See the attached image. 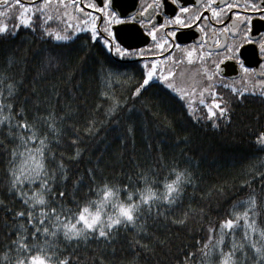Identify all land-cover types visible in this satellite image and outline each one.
Listing matches in <instances>:
<instances>
[{
	"label": "snow or ice",
	"instance_id": "obj_1",
	"mask_svg": "<svg viewBox=\"0 0 264 264\" xmlns=\"http://www.w3.org/2000/svg\"><path fill=\"white\" fill-rule=\"evenodd\" d=\"M171 2L177 11L168 17L163 13L166 0H151L132 15L118 11L114 0H100V4L0 0V165L4 166L0 264H111L99 247L114 246L129 230L133 233L130 247L138 251L128 264H264V164L253 171L252 180L243 181L247 198L234 200L216 220L206 203L185 204L186 189L197 187V177L190 167L164 164L154 138L158 130L176 133L166 107L174 98L189 123L205 121L215 129L233 124L234 105L244 104L250 96L264 103V71L256 78L255 70L245 66V59L264 58V32H253L254 17L264 21V0H198L200 8L195 11L181 0ZM201 9L211 16L202 15ZM225 15L230 23L221 31L230 32L233 39L211 66L205 62V55L211 53L176 42L181 28L202 20L220 22ZM133 22L147 31L151 45L140 46L141 33L132 27H114ZM161 30L163 35L158 36ZM23 31L35 39L17 44ZM79 33L89 34L90 41L102 44L109 54V67L101 69L103 86L98 85L90 103L82 92L83 65L74 64L63 50ZM245 45H253V50L242 51ZM169 49L179 50V58L171 52L156 58ZM137 57L153 58L142 59L140 79L130 89L132 97L143 101L157 80L175 94L161 96L150 108L145 104L146 116L117 91L127 86L121 80V62ZM196 61L199 66L190 73L181 68ZM227 61L239 64L243 72L239 81L226 82ZM218 85L230 94L218 92ZM253 120L256 127L251 134L264 151V112L256 113ZM138 122L145 135V152L155 153L153 163L130 158V167L117 173L116 167L123 168V152L114 155L112 164L104 162L103 151L88 155L91 145L85 137L95 141L113 123L123 125V134L113 129L121 147L134 145ZM69 128L71 154L65 155L59 149L65 146ZM177 138L184 143L190 140L187 135ZM85 159L83 170L74 167ZM256 176L258 189L253 188ZM213 193L223 195L224 189L207 190L201 202L211 200ZM156 224L166 231L158 235L153 230ZM172 226L176 233L170 232ZM181 232L202 235L193 236L191 244H177ZM145 237L148 243L141 242ZM93 243L97 249H92Z\"/></svg>",
	"mask_w": 264,
	"mask_h": 264
},
{
	"label": "trees",
	"instance_id": "obj_2",
	"mask_svg": "<svg viewBox=\"0 0 264 264\" xmlns=\"http://www.w3.org/2000/svg\"><path fill=\"white\" fill-rule=\"evenodd\" d=\"M78 37L74 42L69 41L63 50L68 53L74 64L83 65L81 79L84 87L82 92L90 103L95 98L98 85L100 87L103 86L101 69L106 70L109 67L107 63L109 54L101 44H95V42L90 41L89 35L82 34L78 35ZM25 39L32 40L35 37L31 36L27 31H23L17 38L16 43L20 44V41ZM121 63L123 66L119 70L124 74L121 80L127 81V86L121 87L117 91L128 97L129 106L134 105L136 109L144 112L145 104L150 108L161 96L166 94L175 96L162 85L152 83L147 93L144 94L143 101L132 97L130 89L134 82L140 79L141 67L138 64ZM166 107L168 108L169 118L174 121L173 127L176 128V133L171 131L165 133L162 130H158L159 134L154 137L159 142V149L163 152V163L172 164L175 162L180 167H190L197 177V187L186 189L185 204L191 203L196 206L200 203H206L212 210L210 216L218 220L234 200L247 198L248 193L243 186V181L246 179L252 180L253 171L259 170L261 165L264 164V151L259 150V145L254 142L255 138L251 134V131L256 127L253 116L256 113L264 112V103L261 102L259 97L250 96L244 104L234 105L237 114L234 118V123L222 129L212 128L205 121H200L199 123L191 121L189 123L181 103L175 98ZM84 111L85 109H81V112ZM144 115L146 116L147 112H144ZM79 119L82 121L83 117L81 116ZM123 119L121 117V120ZM140 119H143V117H138V120ZM177 120H182L183 123L177 124L175 122ZM71 123L69 121V125ZM245 125L248 126L246 127ZM78 127L82 130L84 127L83 123L81 122ZM113 129H118L123 134V125L113 123L102 134V137L95 141L87 138V136L85 137V143L91 145L89 156L93 154L99 155L103 151L104 162L112 164L114 155L123 152L124 159L121 161L123 168L116 167L115 171L117 173L130 167V158L153 163L152 156L155 153L149 154L145 152V135L139 122L135 128V143L134 145L129 143L126 148L121 147L120 140ZM71 135L69 128L65 138V146L59 149V151H65V155L71 154V149L67 147V140ZM177 135L181 138L187 135L190 140L188 143H184L177 138ZM104 137H106V140L101 143V139ZM86 159L84 163L74 165V167L83 170ZM3 167V165H0V181L3 180ZM161 170L164 171L163 169ZM108 172L109 169H105V174H108ZM255 181L253 188L258 189L260 186L259 176L255 177ZM0 187H2V183H0ZM213 187H223V195H215L213 193L211 200L201 202V196ZM153 230L157 231L158 235L166 231L161 224L154 225ZM170 232L176 233L177 229L172 226ZM132 235L131 230L122 232L114 246L108 248L99 247V251L102 252L105 260L111 261V264H128L133 259L134 251H138L130 247ZM200 235L195 232L191 234L181 232L176 243L179 244L184 241L187 244H191L194 242L193 236L199 239ZM136 238L140 239V236H136ZM141 242L148 243L149 241L145 237ZM91 247L92 249L98 248L95 243ZM113 247L115 248L114 253ZM89 255H91V251H89ZM158 258L163 259V256ZM152 259H157V257ZM141 264H143V261Z\"/></svg>",
	"mask_w": 264,
	"mask_h": 264
},
{
	"label": "flooded vegetation",
	"instance_id": "obj_3",
	"mask_svg": "<svg viewBox=\"0 0 264 264\" xmlns=\"http://www.w3.org/2000/svg\"><path fill=\"white\" fill-rule=\"evenodd\" d=\"M77 2H80V0H77ZM84 2H87V0H84ZM94 2L100 4V0H94ZM150 2L151 0H114L117 10L123 11L129 15L137 13L138 11L141 10L142 5L146 6V4ZM200 2H203V0H200ZM200 2H198V0H181L182 4L189 6L193 11H195L197 8H200ZM176 11H177L176 5L172 4L171 0H166V6L163 9L164 15H167L168 17H172L176 14ZM201 13L202 15H207L209 17L211 16V13L207 12L204 9H201ZM147 15L148 13H145V16ZM228 15L221 17L220 22L211 19L202 20V21H198L196 24H192L187 28H181L177 33V37L175 38L176 42L185 47H189V48L196 47L198 50L203 51L205 54L211 53V56L205 55V62L207 63L208 66H211L213 60H216L218 56H222L224 54L223 46L227 43H230L233 39V36L230 32L221 31V29L227 27L230 23L228 19ZM157 19H160L159 15H157ZM253 23H254V28H253L254 33L257 31L264 32V21H261L258 18L254 17ZM114 27L117 30L132 27L134 28V30L139 31L141 33L140 46L142 47H147L153 43L151 37L147 35V31L143 30L141 26L135 25L134 22L129 25H123V26L117 25ZM201 28H203L204 30L201 31ZM82 34L89 35L87 33H79L77 35H82ZM160 35H163V30H161V32L158 33V36ZM217 41H219V43H217ZM201 45H203L202 49L200 48ZM253 47H254L253 45H245L244 48H242V51H244V49H248V51H252ZM170 52L174 55V58H179L180 56L179 50L173 51L171 49H169L168 51H162L161 56L156 58L163 59V57L167 56ZM151 58L153 57H145V58L137 57L133 60L128 61L127 63L138 64L140 67H142V63H141L142 59H151ZM242 59H244V57H242ZM226 63L229 64V68L224 69L225 73L227 74V77L229 78L226 82L232 83L233 81H239L241 76L243 75L242 69H240L239 64L235 63L234 61H227ZM260 64H264V58H261L259 56H256L253 61H249L248 59H245V66L255 70L254 75H256V78H260L258 74L264 71V69L260 68ZM198 66H199V61L194 62L192 65H187L185 62L181 65V68L186 67L188 69V72L190 73L193 69L197 68ZM221 67L223 68L224 65L222 64ZM179 71L180 69H177V72ZM177 79H179V76L177 77ZM153 83L160 84L164 87L163 83L158 80L154 81ZM221 90L226 95L230 94L229 89H222V86L218 85L217 91L219 92Z\"/></svg>",
	"mask_w": 264,
	"mask_h": 264
},
{
	"label": "water",
	"instance_id": "obj_4",
	"mask_svg": "<svg viewBox=\"0 0 264 264\" xmlns=\"http://www.w3.org/2000/svg\"><path fill=\"white\" fill-rule=\"evenodd\" d=\"M123 63H127L128 61H126V62H124V61H122Z\"/></svg>",
	"mask_w": 264,
	"mask_h": 264
},
{
	"label": "rangeland",
	"instance_id": "obj_5",
	"mask_svg": "<svg viewBox=\"0 0 264 264\" xmlns=\"http://www.w3.org/2000/svg\"><path fill=\"white\" fill-rule=\"evenodd\" d=\"M54 26V25H53Z\"/></svg>",
	"mask_w": 264,
	"mask_h": 264
}]
</instances>
